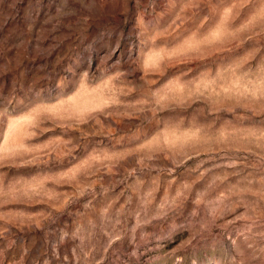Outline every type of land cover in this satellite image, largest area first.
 Returning a JSON list of instances; mask_svg holds the SVG:
<instances>
[{
    "label": "rangeland",
    "instance_id": "rangeland-1",
    "mask_svg": "<svg viewBox=\"0 0 264 264\" xmlns=\"http://www.w3.org/2000/svg\"><path fill=\"white\" fill-rule=\"evenodd\" d=\"M0 264H264V0H0Z\"/></svg>",
    "mask_w": 264,
    "mask_h": 264
}]
</instances>
